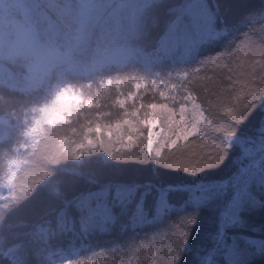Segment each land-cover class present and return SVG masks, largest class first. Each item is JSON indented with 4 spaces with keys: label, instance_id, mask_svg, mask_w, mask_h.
I'll return each mask as SVG.
<instances>
[{
    "label": "trees",
    "instance_id": "obj_1",
    "mask_svg": "<svg viewBox=\"0 0 264 264\" xmlns=\"http://www.w3.org/2000/svg\"><path fill=\"white\" fill-rule=\"evenodd\" d=\"M27 2L40 20L38 39L50 45L54 38L55 48L80 61L23 91L22 69L0 57V179L7 182L0 189V264H149V252L155 256L156 248L163 252L169 246L165 234L177 231L181 216L194 214L191 209L168 213L152 225L121 230L132 207L121 216L116 190L192 178L132 162L144 157V140L132 128L160 101L161 92L179 83V72L200 68L201 75H213L201 61L233 51L248 30L233 26L264 0H88L83 22L76 0ZM121 23L127 28L115 30ZM76 33L81 34L77 43ZM201 37L204 42L182 59L185 48ZM115 47L125 56L97 62ZM55 80L76 87L86 99L66 119L44 124L24 140L31 109L46 102ZM259 115L257 108L250 119ZM12 159L18 160L13 169ZM223 175L216 169L207 178ZM98 201L108 203L111 220L97 214ZM180 201L170 196L171 203ZM200 230L193 232V244ZM256 264H264V257H256Z\"/></svg>",
    "mask_w": 264,
    "mask_h": 264
},
{
    "label": "snow or ice",
    "instance_id": "obj_2",
    "mask_svg": "<svg viewBox=\"0 0 264 264\" xmlns=\"http://www.w3.org/2000/svg\"><path fill=\"white\" fill-rule=\"evenodd\" d=\"M241 28L248 30L233 51L201 61L213 75H201L200 68L179 72V83L161 92L132 128L144 140V157L132 162L192 178L117 188L121 216L132 207L121 230L152 225L168 213L194 214L181 216L177 231L165 234L169 246L156 248L155 256L150 251L149 264H256V257H264V5L246 10L233 26ZM205 30L212 33L210 25ZM203 42L193 41L182 59ZM257 108L260 115L251 120ZM216 169L224 175L208 179ZM173 194L179 203L170 202ZM96 212L105 222L112 218L107 202L98 201Z\"/></svg>",
    "mask_w": 264,
    "mask_h": 264
},
{
    "label": "rangeland",
    "instance_id": "obj_3",
    "mask_svg": "<svg viewBox=\"0 0 264 264\" xmlns=\"http://www.w3.org/2000/svg\"><path fill=\"white\" fill-rule=\"evenodd\" d=\"M87 2L88 0H76L75 10L77 14L80 13V22H83L84 15L87 14L86 5H89ZM30 8L27 0H0V57L22 69L21 74L24 75L25 82L18 84V87L23 91L42 86L51 76L59 77L61 70L65 67L73 68L80 61L79 57L55 48L57 42L54 38L50 45H44V42L38 39L40 20L37 12ZM191 25L192 23L188 27L191 28ZM119 28L124 30L127 27L121 23L115 27V30ZM75 35L77 43L81 34ZM113 52H119V55H112ZM123 54V50L115 47L106 55V58H98L97 62L104 59L114 61L120 56H125ZM51 84L49 85L52 92L50 97L45 103L31 109L34 111L33 118L31 126H27V131L25 129L24 140H27L44 124L66 119L70 109L86 99L72 85L59 80ZM17 162V159L11 160L9 164L12 169L16 167ZM6 184L7 182L4 183L0 179V189H4Z\"/></svg>",
    "mask_w": 264,
    "mask_h": 264
},
{
    "label": "clouds",
    "instance_id": "obj_4",
    "mask_svg": "<svg viewBox=\"0 0 264 264\" xmlns=\"http://www.w3.org/2000/svg\"><path fill=\"white\" fill-rule=\"evenodd\" d=\"M112 55H119V52H113Z\"/></svg>",
    "mask_w": 264,
    "mask_h": 264
}]
</instances>
